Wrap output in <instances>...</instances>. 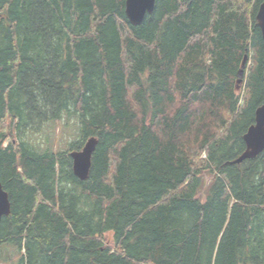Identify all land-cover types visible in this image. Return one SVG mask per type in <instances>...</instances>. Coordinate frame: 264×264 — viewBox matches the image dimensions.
<instances>
[{
  "label": "trees",
  "instance_id": "trees-1",
  "mask_svg": "<svg viewBox=\"0 0 264 264\" xmlns=\"http://www.w3.org/2000/svg\"><path fill=\"white\" fill-rule=\"evenodd\" d=\"M124 1L0 0V262L264 264V151L232 162L264 104L262 0H156L136 26ZM70 116L62 151L23 139Z\"/></svg>",
  "mask_w": 264,
  "mask_h": 264
},
{
  "label": "water",
  "instance_id": "water-1",
  "mask_svg": "<svg viewBox=\"0 0 264 264\" xmlns=\"http://www.w3.org/2000/svg\"><path fill=\"white\" fill-rule=\"evenodd\" d=\"M156 0H125L124 12L133 26L141 24L147 14L152 13ZM255 18L259 27L264 47V0L257 7ZM247 56L243 57L240 68L237 72V79L240 83L244 74V67ZM263 76H264V58H263ZM245 149L235 158L233 163H240L246 159H252L264 151V104L258 106L254 112V122L247 128L243 134ZM96 138H88L81 149L70 152L72 160L73 174L80 180H85L88 176L91 166V156L96 146ZM10 213V202L7 192L0 183V221L3 216Z\"/></svg>",
  "mask_w": 264,
  "mask_h": 264
},
{
  "label": "rangeland",
  "instance_id": "rangeland-1",
  "mask_svg": "<svg viewBox=\"0 0 264 264\" xmlns=\"http://www.w3.org/2000/svg\"><path fill=\"white\" fill-rule=\"evenodd\" d=\"M239 85L241 84L238 83L237 89L239 88ZM77 132L78 119L77 117L75 118L70 116L68 119L50 122L40 131L36 132L28 130L23 139L41 149L49 147L56 151H62L67 148L68 142L76 137ZM202 176L204 184L200 190V196L204 195L205 189L212 178L211 174L207 173H203ZM111 237V233H108L104 238L108 243L111 244ZM0 264L3 263L0 262Z\"/></svg>",
  "mask_w": 264,
  "mask_h": 264
}]
</instances>
